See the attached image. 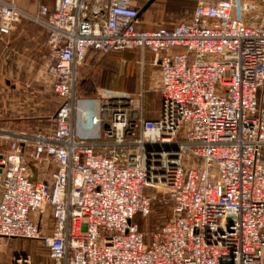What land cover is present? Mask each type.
Masks as SVG:
<instances>
[{
    "label": "built area",
    "instance_id": "built-area-1",
    "mask_svg": "<svg viewBox=\"0 0 264 264\" xmlns=\"http://www.w3.org/2000/svg\"><path fill=\"white\" fill-rule=\"evenodd\" d=\"M37 2L33 12L0 0V37L22 18L47 29L60 103L31 152L7 135L0 236L41 240L55 264H264V22L248 16L255 5L199 0L186 19L142 29L133 0ZM138 48L160 65L157 116L111 91L81 102L78 67L90 50ZM158 191L171 214L148 232L135 216L151 212Z\"/></svg>",
    "mask_w": 264,
    "mask_h": 264
},
{
    "label": "crops",
    "instance_id": "crops-1",
    "mask_svg": "<svg viewBox=\"0 0 264 264\" xmlns=\"http://www.w3.org/2000/svg\"><path fill=\"white\" fill-rule=\"evenodd\" d=\"M49 1L52 2V0ZM133 3L140 10V19L137 24L138 27L142 29H153L157 25H161L163 22L169 21V24L173 23L174 21L170 19L180 18L184 15L189 16L193 13L198 1L133 0ZM19 5L22 8L29 10L27 7L21 4ZM15 30L13 34L14 36L12 38L13 41L11 43H9L11 37H6L0 41V152L2 153L8 150L11 143V139L7 137L8 134L13 135L16 139H22L20 142L24 146L25 150L28 152L32 151L35 142V135L40 129L41 118H47L50 120L51 117L49 109H41L44 93L49 91H51L52 94L55 93L53 89V76L49 71H47L46 75L44 74L41 76V71L43 72L44 70L43 67L41 68L39 65L41 58L46 57V54L43 52V50L46 46H48L47 29L44 28L46 36L43 42L39 40L37 41L34 36H24L27 34H40L43 32L41 28H33L22 25L19 26L16 31ZM22 34V39L16 37V35ZM26 40L39 43V47L31 48V53H29V45L26 44V46H24L25 48H21L23 43H26ZM42 43L45 45V47L42 46ZM10 44L13 45L12 50L18 47L16 48L15 53H20V57L13 55L14 57L10 59V63L8 64L5 63L6 61L4 59V54L8 50L7 48H11L8 47ZM131 50H137L140 53L139 59L137 60V65L140 64L139 66L142 67L140 72L137 73L141 76L140 87L137 84V87L134 90L131 88ZM93 51L99 52L96 50H90L87 55ZM102 54H112L110 58L105 57L104 60L101 61L103 63L102 66L104 68L103 72L105 73V76L108 77V79H118L116 84L113 86H105L103 88L110 90L112 93L114 92V94L129 95L132 97H134L138 92L140 96L143 95L144 97L146 95V89L152 87L151 84L147 86L146 77L150 76L151 71L154 68L159 70L158 87L160 88V65L155 63L154 53L150 49H128ZM26 59H31L28 61L30 63L25 64ZM82 72L83 61L78 67V80L79 74ZM151 82L153 83V80ZM77 86H79V83ZM83 98L84 97L80 94L79 99L81 102L83 101ZM84 100L87 101V103H91V100L86 98H84ZM159 111L160 108L157 109L154 114H149L145 109V115L148 117H155L159 114ZM103 139L104 137H99L96 140L101 141ZM47 165L48 169H54L55 167L54 164L50 162L47 163ZM33 172V178L36 179L37 169L35 167ZM1 195L2 189L0 187V198Z\"/></svg>",
    "mask_w": 264,
    "mask_h": 264
},
{
    "label": "rangeland",
    "instance_id": "rangeland-1",
    "mask_svg": "<svg viewBox=\"0 0 264 264\" xmlns=\"http://www.w3.org/2000/svg\"><path fill=\"white\" fill-rule=\"evenodd\" d=\"M199 1V0H197ZM241 0H237L239 2ZM249 3H252L255 5L256 10L249 12L248 16L254 15L257 22H264V0H245ZM19 4L27 7L29 10L33 12H37V6L38 2L37 0H18ZM184 15L180 18H173L170 19L172 21H181L186 19L188 16ZM161 21V20H158ZM162 23V22H159ZM170 22H163V25L169 24ZM30 26L33 28H41L42 33L40 34H27L24 36H34L37 41H44V38L46 36V32L44 31V26L29 18H22L20 21H18L16 25V30L19 28V26ZM15 30V29H14ZM15 30V31H16ZM38 31V30H37ZM13 33L11 34V40H9V43L13 41ZM19 39L23 38L22 35H16ZM18 39V40H19ZM30 41V42H29ZM29 42V43H27ZM34 43V44H33ZM29 45L28 52L31 53V48H38L39 43L32 42L31 40H26V43H23L21 48H25L24 46ZM34 45V46H33ZM12 44H10L7 48L8 50L4 54L5 63H10V59L17 55V57H20V53H15L16 47L14 50H12ZM42 46L45 47V45L42 43ZM46 46L43 52L46 54V57H42L40 60V67H43V72L41 71V76L44 74H47L48 67L50 63L52 62V57L50 54V48ZM18 50V49H17ZM14 53V54H13ZM14 55V56H13ZM35 56V55H33ZM112 54H102L100 52H91L87 57L83 60V72L79 74V80L77 84L79 83V86H77V93L78 97L81 94L84 98L91 100L92 104H98L100 98L102 95H105L110 92V90H107L106 88H103L105 86H113L118 81L117 78L108 79V77L105 76V73L103 72V66H102V60L104 58H110ZM140 53L137 50H131V88L134 90L137 87V84L140 87L141 83V76L140 74H137L140 72V67L137 62L139 59ZM31 60V59H29ZM28 59L25 60L26 63H30ZM136 64H135V63ZM139 70V71H138ZM158 77H159V70L157 68L152 69L150 76L146 77L147 86L152 85V87L146 89V95L140 96L138 92L135 94V102L145 103V109L148 111L149 114H154L156 112V109L159 105V102H161V92L160 88L158 87ZM153 80V83L151 82ZM131 89V90H132ZM116 92V91H115ZM114 93V92H113ZM112 93V94H113ZM82 99V102L87 103V101ZM42 99V98H41ZM41 109L42 110H50V114L52 115L54 111L57 109L60 100L59 97L54 93L52 94L51 91L44 93V98L42 99ZM54 110V111H53ZM53 111V112H52ZM53 128V121L50 117V120L47 118H41L40 120V129L39 132H47L51 133ZM149 191H152L154 188L149 187L147 188ZM166 194L162 191H158V197L155 199L153 205L152 212L148 215H141L138 214V217L136 221H138L139 226L141 229L146 230L148 227H151L153 223H156L157 221H164L168 216L171 214V204L169 201H166L164 199ZM153 231V230H152ZM55 264L54 261L50 258L48 254V250L46 246L42 243L39 239H25L21 237H5L0 236V264Z\"/></svg>",
    "mask_w": 264,
    "mask_h": 264
},
{
    "label": "trees",
    "instance_id": "trees-1",
    "mask_svg": "<svg viewBox=\"0 0 264 264\" xmlns=\"http://www.w3.org/2000/svg\"><path fill=\"white\" fill-rule=\"evenodd\" d=\"M176 22H178V21H175V22H173V23H171V24H168V25H173V24L176 23ZM160 106H161V102H159V105H158L157 109H159ZM157 109H156V110H157ZM146 112H148V111H146ZM153 207H154V205L152 206V209H153ZM151 212H152V210H151ZM151 212H150V213H151ZM137 217H138V215L135 216V220L137 219ZM162 223H163V220H162V221H157L156 223H153V225H152L151 227H148V229H146V231L151 232L152 230H154V229H156L158 226H160ZM21 238H25V237H21ZM25 239H35V238H25ZM42 243H43V242H42ZM43 244H44V243H43Z\"/></svg>",
    "mask_w": 264,
    "mask_h": 264
},
{
    "label": "water",
    "instance_id": "water-1",
    "mask_svg": "<svg viewBox=\"0 0 264 264\" xmlns=\"http://www.w3.org/2000/svg\"><path fill=\"white\" fill-rule=\"evenodd\" d=\"M0 41H1V37H0ZM3 156V153L2 152H0V157H2Z\"/></svg>",
    "mask_w": 264,
    "mask_h": 264
}]
</instances>
